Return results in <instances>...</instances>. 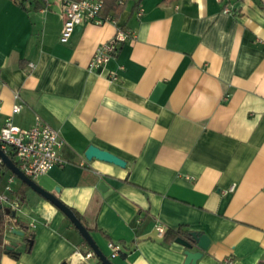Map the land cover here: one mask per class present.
Wrapping results in <instances>:
<instances>
[{
  "label": "crops",
  "instance_id": "0c3cea01",
  "mask_svg": "<svg viewBox=\"0 0 264 264\" xmlns=\"http://www.w3.org/2000/svg\"><path fill=\"white\" fill-rule=\"evenodd\" d=\"M132 3L61 40V0H0V126L38 116L59 131L65 163L33 180L81 216L112 264H183L185 247L157 222L206 235L196 264H264V0H141L140 16ZM118 28L130 38L90 69ZM90 144L125 166L87 159ZM7 194L17 207L3 244L18 256L1 250L0 264H102L17 176ZM108 241L122 246L114 257Z\"/></svg>",
  "mask_w": 264,
  "mask_h": 264
},
{
  "label": "built area",
  "instance_id": "2783aa9c",
  "mask_svg": "<svg viewBox=\"0 0 264 264\" xmlns=\"http://www.w3.org/2000/svg\"><path fill=\"white\" fill-rule=\"evenodd\" d=\"M47 2V0H43ZM137 0H116L118 5H126L129 2ZM140 1L136 5V15H141ZM63 25L60 33V39L65 40L71 33L74 26L81 23H92L101 25L109 20V16H103L104 0H61ZM228 12L229 9H223ZM130 31L126 28H118L115 34L109 40L102 42L97 46L93 56L89 61V68L105 64L116 53L119 45L130 38ZM2 104L0 100V112ZM20 110V105L15 103L11 108V113ZM64 144V140L59 131L51 127L38 116L35 117L34 123L29 128H21L15 125L11 118H6L0 126V148L6 153L10 148L14 153L16 165L19 169L31 179L47 173L55 165L65 163L59 150ZM5 169V164L0 157V170ZM15 175L11 172L7 177V183L0 191V203L9 209L17 207L16 199L11 198L7 193L11 191V183ZM15 219L9 214L4 213V226ZM32 225V224H29ZM157 235L164 234L166 228L157 222L155 224ZM107 246L110 250V257L116 256L122 246L118 242L108 241ZM93 251L85 254V258L93 256ZM227 263L229 261L227 260Z\"/></svg>",
  "mask_w": 264,
  "mask_h": 264
},
{
  "label": "water",
  "instance_id": "95a60500",
  "mask_svg": "<svg viewBox=\"0 0 264 264\" xmlns=\"http://www.w3.org/2000/svg\"><path fill=\"white\" fill-rule=\"evenodd\" d=\"M84 155L87 159L97 158L100 160H104L107 162H112L119 166H125V160L116 156L115 154L103 150L93 144L87 146L84 151ZM0 157L3 160L5 166L22 182L26 183L32 190L39 193L41 196L49 200L54 206H56L73 224V226L78 230L82 238L85 242L90 246L94 254L99 258L102 264H112L108 258L101 252L95 240L91 236L90 232L83 225L81 220L74 214V212L63 202H61L54 193L49 192L38 185L33 179L25 175L19 167L15 164V162L0 148ZM101 186V185H100ZM0 210H3L6 214H11L13 217L15 215V211L9 209L8 207L3 206L0 203ZM17 233L24 234L23 230H17ZM192 240H186L180 237L175 239L176 242L182 244L185 247L184 254L185 258L183 264H196L197 260L201 258L203 255V250H206L209 245V239L205 234H201L199 232H191ZM32 243V237L28 239V246ZM16 244L9 243L5 246V252L8 250H12L13 246ZM197 246V250H193V247Z\"/></svg>",
  "mask_w": 264,
  "mask_h": 264
},
{
  "label": "trees",
  "instance_id": "16d2710c",
  "mask_svg": "<svg viewBox=\"0 0 264 264\" xmlns=\"http://www.w3.org/2000/svg\"><path fill=\"white\" fill-rule=\"evenodd\" d=\"M139 1H141V0H137V1L132 3V9H134L136 7V5H137V3ZM168 1H170V0H168ZM122 8H123V6L122 5H118L116 3V0H104V6H103L102 15L103 16H107L109 10H113L114 14H117L119 11L122 10ZM6 154L16 163L15 157H14V153L12 152V150L10 148H8L6 150ZM5 169H7L6 166H5ZM22 184L27 186V184L24 183V182H22ZM70 209L81 220V216L76 211H74L72 208H70ZM4 213L5 212L3 210H0V251L4 250L5 246H6L5 244H3V230L5 228V226H4L5 225L4 224ZM9 215L11 216L10 213H9ZM12 218H14V216ZM19 223L24 228L27 226L24 222H20L19 221ZM83 224L87 228L88 231L92 230L90 227L86 226V224L84 222H83ZM191 232L192 231L182 230L181 228H178L176 230L166 229L164 234H163V237L166 238L168 236V234H170L172 236L173 240L176 239L177 237H180V238H183V239H186V240H192ZM30 237H32L31 233H28L26 236H24V239L26 240L27 248L30 247V246H28V239ZM8 253L11 256L15 257V258H17V256H18V252H15L13 249L12 250H8Z\"/></svg>",
  "mask_w": 264,
  "mask_h": 264
}]
</instances>
